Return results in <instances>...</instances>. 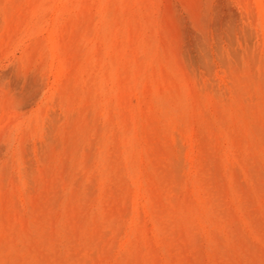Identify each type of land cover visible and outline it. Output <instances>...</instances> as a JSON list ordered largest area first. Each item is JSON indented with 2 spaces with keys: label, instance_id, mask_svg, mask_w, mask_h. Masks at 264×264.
<instances>
[{
  "label": "rangeland",
  "instance_id": "374dc122",
  "mask_svg": "<svg viewBox=\"0 0 264 264\" xmlns=\"http://www.w3.org/2000/svg\"><path fill=\"white\" fill-rule=\"evenodd\" d=\"M54 1L0 0V264H264V0Z\"/></svg>",
  "mask_w": 264,
  "mask_h": 264
},
{
  "label": "bare ground",
  "instance_id": "6f19581e",
  "mask_svg": "<svg viewBox=\"0 0 264 264\" xmlns=\"http://www.w3.org/2000/svg\"><path fill=\"white\" fill-rule=\"evenodd\" d=\"M56 2V4H58L59 6H61V7H64L65 5H66V3L67 2H69V1H67V0H55L54 1V3ZM91 12V11H90ZM92 22V21H91ZM131 43V42H130ZM125 103H128V102H125Z\"/></svg>",
  "mask_w": 264,
  "mask_h": 264
}]
</instances>
